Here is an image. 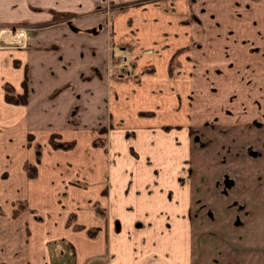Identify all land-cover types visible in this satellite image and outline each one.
I'll use <instances>...</instances> for the list:
<instances>
[{
  "label": "crops",
  "instance_id": "crops-1",
  "mask_svg": "<svg viewBox=\"0 0 264 264\" xmlns=\"http://www.w3.org/2000/svg\"><path fill=\"white\" fill-rule=\"evenodd\" d=\"M107 1L0 0V264H264V0Z\"/></svg>",
  "mask_w": 264,
  "mask_h": 264
},
{
  "label": "rangeland",
  "instance_id": "rangeland-1",
  "mask_svg": "<svg viewBox=\"0 0 264 264\" xmlns=\"http://www.w3.org/2000/svg\"><path fill=\"white\" fill-rule=\"evenodd\" d=\"M125 5H115L113 2L107 1L106 4H104L103 8H102V14H103V23L101 25L102 29L105 30V34H108V39H110V41L112 42V36H113V31H112V23H113V18H114V14L116 12H118L120 10L121 7H124ZM117 14V13H116ZM115 14V15H116ZM68 16H65L66 18H63V15L61 16L60 14L56 15L53 18V23H60V21L63 22V20H69L71 18H68L69 16L72 17V15L67 14ZM66 22V21H65ZM38 26H30V25H24V24H20L16 27H12V26H5V27H1L0 28V38L3 39V42L5 43L6 47H11L14 46L16 48H26L24 46H19V45H13L10 43V39L8 37V35H10L9 33H5L3 32V30H10L11 31H15V29H27L28 31V38L26 40V44H28V39L30 34L35 31L37 29ZM13 29V30H12ZM2 32V33H1ZM110 42V61L111 63H109V66L107 69H109V71H112L113 74L119 78L121 77H127V78H131V79H136L135 78V74H134V66H133V62L130 59V55H129V46H116L113 45V43ZM108 145L109 143H107L105 146H103V148L106 150H108ZM229 176H226L224 178L223 181L219 182L220 184H224V181L227 182V184H231V180L228 178ZM228 179V180H226ZM108 257H110V253L108 252ZM107 257V258H108ZM63 262H67L70 263V260H64ZM104 264H106L105 259H104Z\"/></svg>",
  "mask_w": 264,
  "mask_h": 264
},
{
  "label": "trees",
  "instance_id": "trees-1",
  "mask_svg": "<svg viewBox=\"0 0 264 264\" xmlns=\"http://www.w3.org/2000/svg\"><path fill=\"white\" fill-rule=\"evenodd\" d=\"M6 101L11 104H25L27 101V95H17L14 94L13 90L11 88H6ZM58 147H66L68 148L69 146H63L60 145ZM35 169V170H34ZM28 174L30 177L35 176V171L36 168H31L30 166H27Z\"/></svg>",
  "mask_w": 264,
  "mask_h": 264
},
{
  "label": "built area",
  "instance_id": "built-area-1",
  "mask_svg": "<svg viewBox=\"0 0 264 264\" xmlns=\"http://www.w3.org/2000/svg\"><path fill=\"white\" fill-rule=\"evenodd\" d=\"M13 30V29H12ZM5 33H9L8 37L12 40H10V43L13 45H19V46H24L26 47V40L28 38V31L27 29H15V31L10 30H3ZM2 33V32H1Z\"/></svg>",
  "mask_w": 264,
  "mask_h": 264
}]
</instances>
